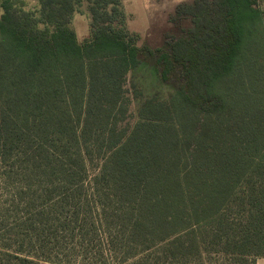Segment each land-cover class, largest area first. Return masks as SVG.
Instances as JSON below:
<instances>
[{
	"label": "trees",
	"instance_id": "obj_1",
	"mask_svg": "<svg viewBox=\"0 0 264 264\" xmlns=\"http://www.w3.org/2000/svg\"><path fill=\"white\" fill-rule=\"evenodd\" d=\"M124 0H0V264H256L264 258V12L197 0L163 47ZM75 13L91 18L80 43ZM165 98L129 124L127 77ZM147 58V59H146Z\"/></svg>",
	"mask_w": 264,
	"mask_h": 264
},
{
	"label": "rangeland",
	"instance_id": "obj_2",
	"mask_svg": "<svg viewBox=\"0 0 264 264\" xmlns=\"http://www.w3.org/2000/svg\"><path fill=\"white\" fill-rule=\"evenodd\" d=\"M197 0H124V11L128 18L129 29L142 34L144 43L150 46L163 47L166 36L179 37L182 30H188L191 25L190 18H180L172 24L179 6L193 4ZM26 9H35L37 0H24ZM259 7L264 12V0H259ZM2 10L0 9V17ZM79 42L83 43L90 36L91 18L88 15H76L72 23ZM140 36V45L141 35ZM148 57L145 66L132 72L127 77L126 89L132 100L128 123L134 124L138 120V111L141 102L150 96L165 98L171 94L175 87L183 82L180 70L172 75L168 85L161 83L153 74L155 59ZM147 59V58H146Z\"/></svg>",
	"mask_w": 264,
	"mask_h": 264
},
{
	"label": "crops",
	"instance_id": "obj_3",
	"mask_svg": "<svg viewBox=\"0 0 264 264\" xmlns=\"http://www.w3.org/2000/svg\"><path fill=\"white\" fill-rule=\"evenodd\" d=\"M76 15H87V14H79V13H75V14H74V17H73V21H74ZM73 21H72V23H73ZM128 27H129V23H128ZM129 28H130V27H129ZM130 31H131L132 33L137 34V35H141V39H142L141 42H143V43H141V45L139 44V46H141V47H147V48H149V49H151V50H156V49L161 48L159 45L156 46V48H154V47L150 46L149 43H146V44H145L144 41H143L142 34L136 32V31H132V30H130ZM90 35H91V32H90ZM89 37H90V36H89ZM89 37H88L87 39H89ZM77 39H78V38H77ZM87 39H85L84 41H86ZM78 41H79V40H78ZM80 43H81V42H80ZM256 264H264V258L257 259Z\"/></svg>",
	"mask_w": 264,
	"mask_h": 264
}]
</instances>
